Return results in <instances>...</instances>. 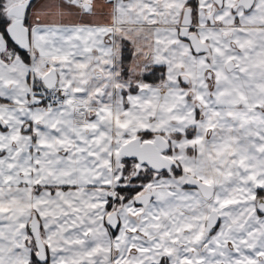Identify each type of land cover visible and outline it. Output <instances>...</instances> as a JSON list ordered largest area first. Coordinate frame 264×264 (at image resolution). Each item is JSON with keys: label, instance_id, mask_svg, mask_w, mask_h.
<instances>
[{"label": "snow or ice", "instance_id": "6c2138e0", "mask_svg": "<svg viewBox=\"0 0 264 264\" xmlns=\"http://www.w3.org/2000/svg\"><path fill=\"white\" fill-rule=\"evenodd\" d=\"M0 264H264V0H0Z\"/></svg>", "mask_w": 264, "mask_h": 264}]
</instances>
